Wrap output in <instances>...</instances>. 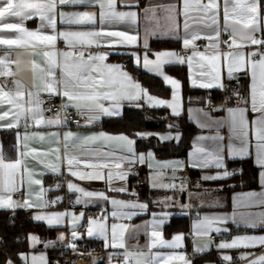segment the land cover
Instances as JSON below:
<instances>
[{
    "label": "snow or ice",
    "instance_id": "obj_1",
    "mask_svg": "<svg viewBox=\"0 0 264 264\" xmlns=\"http://www.w3.org/2000/svg\"><path fill=\"white\" fill-rule=\"evenodd\" d=\"M65 6L94 8L96 11H75L67 13L61 9ZM138 6V0H0V45L8 46L16 49H43L42 52L32 51L28 53L30 56L42 55L43 66L37 63L35 59L30 61L33 72L34 81L39 77L41 83H34L32 88L38 89L33 91L27 88L20 80L15 79L17 73L10 65L15 64L19 69L21 60H10L6 54L0 57V121L8 119L6 124L0 123V128L19 129L21 120L24 121L25 132L21 136L17 131V158L14 161H6L2 148H0V209L14 208H43L48 203H56L61 199L57 197L55 201H45L44 203L34 204L30 198H26L23 202L13 199V194L21 191L22 186L27 183L31 185H42L41 179H35L34 169L28 167V159L36 160L37 154L48 156L55 154L56 163L45 165L52 173L61 174V167L66 166L69 174L81 181H104L109 191L126 193L127 187H112L114 178L113 168L120 171L115 176L120 180L126 181L132 172L131 168L124 170L123 164H145L149 160L154 159V154H137L135 152L134 139L126 135H109L105 132L91 133L88 135H80L67 131L63 133L62 141L60 133H49L47 137L41 132H29L30 127L41 126H59L67 124L68 109H73L75 114L81 117L86 125L95 124L102 117H112L120 115V109L123 102L134 103V106L140 107L139 101L146 100L149 107H167L171 109L173 116L181 115V82L169 76L165 72V66L168 65H184L189 68V78L192 87L202 89H224L223 72L226 70V78L232 80L235 73L244 72L245 75L250 74L251 84L248 97H241L238 92L232 95L237 100L236 107H220L214 111H225L226 117L214 119L210 113L203 109H189V113L200 112L207 117V122L201 123L197 121L200 128L215 129L214 135H201L196 138V142L212 141L211 150L203 147H196L192 153L193 159L189 166L193 168L206 169L215 167L218 170L216 174H205L201 177L204 181L225 180L234 175L236 172L229 171L225 164V150L228 159L246 158L254 156V163L260 169L259 182L261 188L264 189V39H258L256 33L261 31L259 25L264 19L261 17L260 0H223V32L229 34L231 43L223 41L230 49H239L238 51H220L221 29L218 23V15L220 4L218 0H182V8L178 11V4L158 5L166 13V19L172 22V27L167 33L175 35V38L182 39L183 48L190 55L184 56L176 51H158L152 52L149 48L148 37L155 35V31H145L142 47L144 49L141 56L137 51H131L130 54L135 63L146 69L148 72L155 73L162 77L163 81L171 86V100L158 99L148 93V90L134 80L128 72L123 70L122 65L110 64L108 60L109 52L91 51L92 48L102 47H139V33L130 34L126 30H111L119 24L135 25L137 23L138 14L136 11H124L120 8L131 9ZM156 7L145 9V13L151 12L155 17ZM196 12L200 15L196 17L190 16V13ZM178 15H183V32L179 35V24L177 23ZM33 18H39L40 27L36 30H29L25 27V22ZM15 19L18 22H9ZM60 24L78 26L80 28L87 27L88 30H58L57 21ZM195 20L202 23L205 27L213 28L214 35L201 36L199 31L190 30L189 21ZM231 22V23H230ZM236 25H241L237 28ZM51 29V33H46L43 29ZM4 33H13L11 37L5 36ZM237 37L241 42L238 43ZM206 39L209 41V47L214 50L213 54L206 55L205 52L198 50L196 41ZM63 41L66 49H57V42ZM245 46H259L252 52L245 53ZM150 56L154 58H150ZM199 59H196V58ZM199 69L198 77L201 82L193 75L194 67ZM12 77L14 90L8 88V79ZM206 80L207 82H203ZM41 92H45L49 97L59 96L64 101L60 105L53 117L45 118L42 105L45 101L41 98ZM229 97L228 99H231ZM107 102V106H106ZM210 104V100H209ZM7 106V107H5ZM63 112V115H62ZM249 113L253 114L249 119ZM191 118V116H190ZM31 121V124L29 123ZM80 125V121L76 122ZM227 126L229 135L227 144L222 141L225 137L220 135V129ZM171 127V126H170ZM141 139H145L152 135L151 133H136ZM159 140L179 141V133L175 136L171 134L160 135ZM49 143L55 141L57 147L50 148L47 151L39 152L32 147L29 141L39 140ZM113 142L116 148L112 147ZM62 144V151H61ZM107 148L108 150H104ZM117 150L126 151L130 155H117ZM202 154V155H197ZM90 158V159H86ZM84 164L85 169L91 171L80 170V165ZM150 168L151 164L148 165ZM171 164L165 163L159 165L160 168H169ZM183 169V164L179 165ZM106 170V171H105ZM176 169H173L175 171ZM43 175V173H40ZM162 173H154L150 179L153 188H176L175 183H158ZM26 178V179H25ZM174 179V178H173ZM59 187V185H57ZM68 190L81 195L77 197L75 203H91L94 200L109 201L116 209H141L147 208L146 204L110 199L105 191H86L77 184L69 182ZM186 185L182 182L180 191H185ZM44 189L40 188L36 194V199L43 198ZM130 195H137L135 192ZM29 197L32 192L29 191ZM87 198V199H85ZM166 199L171 200L172 197ZM233 212L230 216H208L198 219L193 225V234L195 237L207 238V243L203 246L195 244L194 251L201 253L207 251L213 244L211 233H220L222 229L216 225L226 223L231 219L234 223H243L250 228L264 226V211L261 212H239L237 209L241 207L264 206V190L260 192H248L234 196ZM190 207V205H184ZM136 212L113 211V218L131 219ZM162 218L153 219V230L149 237L148 248L156 247L157 243L161 247L170 249L182 247L184 240L183 234H177L171 242L164 241L162 233L157 231L167 218V213L161 214ZM66 216L72 219V241L67 245L76 251L75 241L80 239L77 232V223L84 217V213L79 216L71 213H55L42 214L37 213L33 216L35 221H46L49 227L62 224ZM107 216L97 219H88L86 234L89 237L105 241V248H124V264H167L169 260L179 259L184 264H191L186 257L181 254L178 257L161 256L156 254L148 258L145 253L129 251L123 242L124 233L127 225L113 223L111 225V243L109 244L108 228L102 221H106ZM117 229H120L119 233ZM155 238V239H154ZM28 239L32 242H39V238L31 235ZM65 236L60 234L58 240L64 241ZM121 242L118 244L117 240ZM54 242L49 241L46 246H53ZM217 249H238V248H264V235L260 236H237L230 242H221L216 244ZM114 254H109L108 264H111ZM251 257V259L249 258ZM20 259L27 264L28 257L20 254ZM35 262L37 257L32 256ZM41 260L45 257L41 256ZM222 259L231 264L233 257L230 255H222ZM240 260L247 261V264H264V252L259 255L255 253L244 252L239 256ZM6 264H13L12 260H7ZM93 264H99L94 258Z\"/></svg>",
    "mask_w": 264,
    "mask_h": 264
},
{
    "label": "crops",
    "instance_id": "obj_2",
    "mask_svg": "<svg viewBox=\"0 0 264 264\" xmlns=\"http://www.w3.org/2000/svg\"><path fill=\"white\" fill-rule=\"evenodd\" d=\"M204 3H207V0H203ZM220 4V9H219V15H218V23L219 27L221 29V36H220V51L221 52H228V51H238L239 49H230L226 44L223 43V41H228V43H231V38L229 34L223 32V27H224V19H223V0H218ZM169 4H178V11L180 8H182V0H138V6L133 7L131 9L127 8H120V10L124 11H136L138 14L137 18V23L135 25H127V24H119L114 26L111 30H126L129 31L130 34H136L137 32L139 33V47H102V48H92L91 51L96 52V51H105L109 52L110 55L108 56V60L106 61L107 63L110 64H118L123 66V70L128 72L130 76L134 78V80L140 81L136 79L131 72L125 67L126 61L128 59H131V61L134 63L135 66L142 68L143 71H145L147 74L156 76L160 78L163 82V84L170 88L171 86L166 84L162 77L157 76L155 73L148 72L146 69L142 67V60H141V66H138L135 63L134 58L127 53H130L131 51H137L141 56L143 55L144 49L142 47L143 44V39L145 37V31L151 30L155 31V35H151L148 37V43H149V48L151 49L152 52H158V51H176L181 53L182 50H185L183 48V41L182 39H177L175 38V35L168 33V34H163L167 33L168 29L172 27V22L166 19V13L161 7H156L158 5H169ZM151 7H156V12H155V17H152L151 12L145 13V9H149ZM64 12L71 13L75 11H96L94 8H84V7H73V6H65L61 9ZM200 15L199 13L192 12L190 13V16L196 17ZM261 17H264V15L261 13ZM9 22H18L15 19L10 20ZM177 23L179 24V35L183 37L184 32H183V23H184V17L183 15H178L177 17ZM190 23V30L192 31H199L201 36H206V35H214L213 28H208L205 27L204 24L202 23H197L194 19L189 21ZM231 23V22H230ZM41 21L39 18H33L31 20H28L25 22V27H27L29 30H36L40 27ZM237 28H241V25H236ZM261 31L257 32L256 35H260L259 39H264V19H262L260 25H259ZM57 28L58 30H88L87 27L85 28H80L78 26H67V25H62L59 22V19L57 21ZM46 33H51V29L45 28L43 29ZM5 36L11 37L14 34L13 33H4ZM203 40L204 47L202 49H198L201 52H205V49L208 48V51L206 55H211L213 54L214 50L209 47V41L206 39H200L197 40L195 43L198 41ZM154 41H170L172 44L168 48H157V47H152ZM238 43L241 42L239 40V37H237ZM259 46H245L243 48V51L245 53L252 52L256 50ZM57 49L60 50H68L66 49V46L63 41H58L57 42ZM35 51V52H42L43 49L37 48L35 50L33 49H16V48H9L8 46H2L0 45V57L5 56L6 54L9 56L10 60H16L19 58L21 60V64L19 69H17V66L15 64H11L10 67L16 71L17 75L15 79L20 80L27 88H32L33 84H40L41 81L39 77L34 81L33 79V72L31 69V64L30 61L32 59H35L37 63L41 64L43 66V57L42 55H36V56H30L28 53ZM190 51V50H189ZM190 55V52H189ZM150 58H154L150 56ZM196 59H199L198 57ZM170 66H178V67H183L186 70L187 73V78H188V85L189 87L193 88L197 93L191 97L190 103L186 104L184 102V95H183V88L181 87L180 90V96H181V115L187 116L188 120L198 129V131L194 134L191 140V147L189 148L187 155L185 158H180V157H168V158H158L155 154V152L152 149L144 150V151H139L137 150V146L135 147V152L137 154H147L148 152H152L154 154V159L147 161L145 164H139L137 163L143 170L144 174H146L147 177V183L146 187L143 192L137 193L136 190L133 188L131 185V178L132 175L130 174L127 178L126 181L120 180L118 177L115 176V173L120 171L118 169L113 168L112 171L114 173V178L112 183V187H127L128 192L126 193H118V192H113L109 191L107 185L105 184L104 181L100 180H93V181H81L73 176H71L67 170L66 166L61 167V174H54L52 173L48 168L45 167L47 164H52L56 163L55 160V154L52 153L48 156L44 155H39L37 154L36 160H32L31 157L28 159V167L31 169H34L36 175L34 176L35 179H41L42 180V185H31L29 186L27 183L22 186L21 191L24 194L23 198H21L20 202H23L24 199L30 198L34 204H40L44 203L45 201H55L57 200V197H60L58 202L52 204L51 206L43 207V208H14V209H0V211H30L32 213L31 215V220L35 221L33 219V216L37 213H42V214H55V213H71L75 214L76 216H79L80 213H84V217L77 223V232L80 235V239H77L75 241V244L80 243L83 240H94L98 241L102 247V251L99 253L94 254L90 259H84V258H79L75 259L74 258V264H93V259L95 258L99 264H108V256L109 254H114L111 264H124V248H113V247H108L105 248L104 244L105 241L100 238H96L95 236L89 237L86 234V229L88 226V219H97L102 216V213L107 216L106 221H102L106 224L108 228V235H109V244L111 243V225L113 223L116 224H123L127 225V230L124 233V244L125 247L135 253L143 252L148 258H151V256H154L156 254H160L162 257L163 256H174L178 257L179 255L183 254L187 260L191 262V264H228V262L224 261L222 259V255H230L233 257V260L231 264H247V261L240 260L239 256L244 253V252H249V253H255L256 255H259L261 252H264V248L257 247V248H238V249H217L215 247L216 244H219L221 242H230L233 238L237 236H260L264 235V226H258L256 228H250L247 225L243 223H234L231 219H229L226 223L223 224H218L216 226L220 227L222 231L220 233H211V235H217L218 237L220 236L221 239L219 241L213 240V244L209 247L207 251L201 252V253H196L194 251V246L195 244H199L200 246H203L206 244L207 238L205 237H195L193 234V225L198 219H202L205 215L208 216H230L231 213L233 212V197L248 193V192H260L264 189L261 188L260 182H259V172L260 169L255 165L254 163V156L246 157V158H235V159H228L227 158V152L225 150V164L226 167L229 171H234L236 173H241L243 170L240 165L238 164H230L232 162L236 161H243L244 159H250L254 168L257 169L256 172V177L255 181L257 185L254 188L250 189H233L231 192H227L225 187H221V182L224 180H217V181H204L201 179V177L205 174L208 175H213L216 174L217 171H222L218 170L215 167H209L206 169H201V168H193L190 165L191 161L195 159L193 157L192 153H194L196 147H203L207 150H211L213 142L212 141H201L199 143L196 142V138L198 136L204 135H214L215 134V129H208V128H200L197 124V121L204 123L207 122V117H205L202 113L200 112H192L191 114L189 113V109H203L204 111H207L210 113L211 117L214 119H220L226 117L227 113L225 111H212L210 109V105L212 103H216V108L220 107H236L237 106V100L236 98L232 95L234 92L233 90V84L241 79L242 80V87L239 92L241 97H248L249 95V89H250V84H251V78L250 74L245 75L244 72L240 73H235L234 76L235 78L232 80H228L226 78V70L223 72V83H224V89L221 90L222 92H226V90L229 92L227 94H224V101L222 100L221 102H216L212 101L210 99V96L206 93L207 91H212L216 88L213 89H202L199 87H192L191 86V81L189 78V68L187 67V64L184 65H168L165 66V72L167 75L173 77L174 79L178 80L181 82L180 78L178 75L170 72L167 70ZM193 75L198 79V82H201L198 73L199 69L196 67L195 62H194V67L192 69ZM3 77H0V80H3ZM8 79V88L14 90V85L12 84V77L7 78ZM203 82H207L204 80ZM141 84V83H140ZM142 85V84H141ZM182 85V82H181ZM143 87V86H142ZM144 88V87H143ZM33 91H37L38 89L32 88ZM148 90V89H147ZM219 90V89H218ZM172 90L170 91L169 97H162L158 95H153L149 90L148 93L158 99H163V100H171L172 95H171ZM44 92H41L40 94L42 95ZM229 97H232L231 99H228ZM60 101L63 103L64 101L62 100L61 97ZM222 98V99H223ZM210 100V104H209ZM139 104L141 105L140 107L134 106V103H129L127 101L123 102L121 109H120V115H115L112 117H102L101 120L97 121L95 124L91 125H86L84 120L81 118L82 123L78 126L77 124H67L64 125H53V126H41L39 128L37 127H30L28 129L29 132H41L44 134L46 137L49 133L57 132L60 133L61 135V141H62V136L64 132L71 131L73 133H77L80 135H88L91 133H99V132H105L109 135H126L131 139L135 140V137L129 136L124 133H111L107 130H105L102 127V122L106 118H115V117H120L123 115L125 110L128 107H133V108H141L142 106H148L146 103L145 99H142L139 101ZM107 106V102H106ZM7 107V106H5ZM152 109H165L168 111L170 116H173L171 114V109L167 107H149ZM215 108V109H216ZM73 109H68V111H72ZM180 115V116H181ZM251 113H249V119L252 118ZM45 118H50L53 117L54 115L46 114L44 112ZM191 116V118H190ZM10 119V117L8 118ZM8 119L5 121H0V123L6 124L8 122ZM31 124V121H29ZM24 121L23 119L21 120V124L19 129H7V128H0V131L2 130H10L14 131V138H15V154L13 157H6V154L3 150V142L2 138L0 135V148H2L4 157L6 161H14L17 158V131L20 132L21 136L25 132L24 128ZM139 133H151L152 135L148 136L149 137H155L157 140H159L160 135H166V134H171L175 136L176 134L179 133L180 138H181V132L178 130H172V131H150V130H143ZM220 135L225 137V140L222 141L225 145L227 144V137L229 135L228 128L225 126L224 128L220 129ZM138 137V136H137ZM139 138V137H138ZM136 141V140H135ZM160 142H173V143H178L180 141L176 140H170V141H161ZM30 145L32 147H35L39 150V152L47 151L50 148L57 147L55 144V141H52L49 143V141L46 139L44 142H41L39 140H32L29 141ZM112 147L115 149L116 143L113 142ZM104 150H108L105 148ZM61 151H62V144H61ZM117 155H130L126 151H120L117 150ZM197 155H202V154H197ZM90 159V158H86ZM171 164L172 166L169 168H160L159 165L161 164ZM126 164H123V169L127 170ZM151 164L152 167L150 168L148 165ZM183 164V169L181 170L179 165ZM173 169H176L173 171ZM80 170H86V171H91V169H85L84 164L82 163L80 165ZM192 171L193 173L196 174L195 177V183L189 184L188 186L186 185V190L185 191H180V185L183 181L186 179L184 177H181L179 175V171ZM106 171V170H105ZM40 173H43V175H40ZM154 173H162V175L158 179V183H175L176 188H153L151 186L152 181L150 177ZM192 174V173H191ZM191 176V175H190ZM174 178V179H173ZM190 177V181H191ZM26 179V178H25ZM226 180V179H225ZM69 182L77 184L79 187L84 188L86 191H105L106 195L112 199H117V200H123V201H132V202H137V203H142L146 204L147 208L144 210L141 209H116L114 206L110 203L109 201H103V200H94L91 203H80L77 204L75 203L76 199L78 196H80V193L72 192L68 190L67 184ZM59 185V187H57ZM43 187L44 189V194L43 198L41 200L36 199V194L39 192L40 188ZM29 191L32 192V196L29 197L28 193ZM135 192L137 195L133 196L130 195L129 193ZM14 195V194H13ZM167 197H172L171 200L166 199ZM14 199V197H13ZM87 199V198H85ZM16 200V199H14ZM70 205H75L76 209H72ZM184 205H190V207H184ZM113 211H123V212H136L137 214L132 216L131 219L127 218H113L111 213ZM239 212H261L264 211V206H253V207H241L237 209ZM167 213V218L165 220V223L160 227L157 228V231H160L162 233V239L164 241L171 242L173 240V237L177 234H183L184 240L182 241V247L170 249L166 247H161L158 243L156 247L151 248L149 250L148 244H149V237L150 234L153 230L152 227V221L153 219H161L162 215ZM191 214H194V217H191ZM177 219V221L180 222V218H184L187 220L186 222V228H184L183 223H177L179 224V227H176L175 230L170 232V234L167 235L166 233V226L172 222L173 219ZM39 223H43L46 227L51 228L54 230L53 237L50 238L49 240H42L39 235L36 233H30L28 234V237L31 235H35L36 237L39 238V242H32L28 239V251L23 252L22 254L27 255L28 260L27 264H51L49 260V251L50 248H55V247H62L66 248L67 251H73L72 248L68 247L67 245L72 241L71 238V231H72V219L71 216H66L65 220L62 224L55 225L52 227H49L46 221H36ZM120 229H117V232L119 233ZM63 233L65 236L64 241L58 240V237L60 234ZM155 239V238H154ZM54 242V245L49 247L46 246L48 242ZM121 241L118 239L117 243L119 244ZM195 242V244H194ZM78 249V248H76ZM36 256L37 259L35 262L32 261L31 257ZM43 256L45 257V260H41L40 257ZM66 256V255H65ZM64 256V257H65ZM59 258V257H57ZM251 259V257H249ZM56 259V258H54ZM52 260V263L54 261ZM13 262V261H12ZM13 264H25V261L19 259ZM54 264V263H53ZM167 264H184L183 261L179 259H172L167 262Z\"/></svg>",
    "mask_w": 264,
    "mask_h": 264
},
{
    "label": "trees",
    "instance_id": "obj_3",
    "mask_svg": "<svg viewBox=\"0 0 264 264\" xmlns=\"http://www.w3.org/2000/svg\"><path fill=\"white\" fill-rule=\"evenodd\" d=\"M260 3L261 13L264 15V0H260ZM171 44L172 42L170 41H154L152 47L168 48ZM125 67H127L131 74L140 81L142 86L148 89L153 95L169 97L171 90L163 84L160 78L147 74L142 68L135 66L131 59L126 61ZM167 70L178 75L180 78L184 102L186 104L192 102L190 99L197 91L189 87L184 66H170ZM206 93L210 96L212 101L221 102L224 94L229 92L226 90L224 93L221 90L214 89ZM102 127L111 133L119 132L135 137V146H137V150L144 151L152 149L158 158L173 156L185 158L192 145V137L198 131L185 115L170 116L165 109H152L147 106H142L141 108L128 107L122 116L103 120ZM143 130H178L181 132V138L178 143L160 142L155 137L145 139L138 138L135 134ZM0 135L6 157H13L15 154L14 131L2 130L0 131ZM230 164L240 165L243 171L221 182L227 192L239 188L244 190L250 189L257 185L255 181L257 169L254 168L250 159H244L243 161H236ZM190 172L192 173L190 176L192 177L190 183L194 184L196 174L191 170ZM9 213V210L0 211V264H6V261L9 259L17 261L20 254L28 251V234L36 233L44 241L52 238L54 233L53 229L46 227L43 223L33 221L31 218H26L22 211H17L16 219L11 222L8 220ZM177 219L178 218L173 219L172 222L166 226L167 235L175 230L176 227H179V224H177L179 221H177ZM186 222V219L180 218L179 223H183L184 228L187 226ZM22 236H25V238L22 239ZM101 251L102 247L98 241L83 240L79 243L76 251L69 252L66 248L62 247L50 248L49 260L50 263L53 264L52 260L54 258H62L65 255L75 259H90L94 254Z\"/></svg>",
    "mask_w": 264,
    "mask_h": 264
},
{
    "label": "built area",
    "instance_id": "obj_4",
    "mask_svg": "<svg viewBox=\"0 0 264 264\" xmlns=\"http://www.w3.org/2000/svg\"><path fill=\"white\" fill-rule=\"evenodd\" d=\"M256 37L259 39L260 35H256ZM196 45L198 46V49H202L204 47L203 40L198 41ZM259 50L264 51V48H260ZM189 52H190L189 50L188 51L182 50L181 55L187 56L189 55ZM241 84H242L241 79L237 80L233 84L234 92H238V93L240 92L241 87H242ZM41 98L45 101L42 107L46 114L55 115V113L58 110H60L61 101H60L59 96L50 98L49 95L44 92L41 95ZM222 100L224 101V98ZM215 108H216V103L213 102L212 105H210V109L213 111ZM62 115H63V112H62ZM77 121H80V124H81L82 123L81 117L77 116L74 110L68 111V123L73 125V124H77L76 123ZM125 168L126 169L131 168L132 172L135 173V174H131L132 175L131 185L133 186V188L136 190L137 193L143 192L146 187L147 177H146V174H144L142 168L137 163L132 164V165L126 164ZM179 175L186 179L185 181H183L185 185L188 186L189 184H191L190 183L191 172L189 170L179 171ZM23 196L24 194L22 193V191L15 193L13 195L14 199L16 200H20L21 198H23ZM48 202L50 201L48 200ZM49 206H51V203H48L46 207L48 208ZM70 206L72 209H76L75 205H70ZM16 212L17 211H14V210L10 211L9 216H8L9 221L13 222L16 219ZM22 212L26 218H31L32 213L30 211L24 210ZM194 216H195L194 214H191V217H194ZM24 238L25 236H22V239ZM211 238L216 241H219L221 239V237L220 236L218 237L217 235H211ZM78 246H79V243L78 244L76 243V248H78ZM12 261L15 262L14 260ZM53 263L54 264H74L75 262H74V258L65 256L62 258L54 259Z\"/></svg>",
    "mask_w": 264,
    "mask_h": 264
},
{
    "label": "rangeland",
    "instance_id": "obj_5",
    "mask_svg": "<svg viewBox=\"0 0 264 264\" xmlns=\"http://www.w3.org/2000/svg\"><path fill=\"white\" fill-rule=\"evenodd\" d=\"M221 185V187H224V185H222V184H220ZM35 236V235H34Z\"/></svg>",
    "mask_w": 264,
    "mask_h": 264
}]
</instances>
